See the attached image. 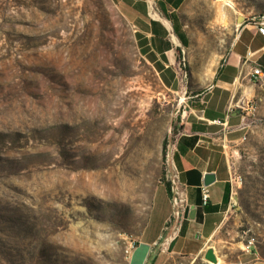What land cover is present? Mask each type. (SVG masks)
<instances>
[{
	"label": "rangeland",
	"instance_id": "374dc122",
	"mask_svg": "<svg viewBox=\"0 0 264 264\" xmlns=\"http://www.w3.org/2000/svg\"><path fill=\"white\" fill-rule=\"evenodd\" d=\"M236 4L228 14L245 24L264 13V0ZM182 16L197 68L230 48L214 0H190ZM234 100L256 110L228 146L233 206L210 247L222 264H264V78ZM180 104L116 0H0V264H130L172 184ZM167 230L147 264H211L162 252ZM146 256L141 246L134 264Z\"/></svg>",
	"mask_w": 264,
	"mask_h": 264
},
{
	"label": "crops",
	"instance_id": "0c3cea01",
	"mask_svg": "<svg viewBox=\"0 0 264 264\" xmlns=\"http://www.w3.org/2000/svg\"><path fill=\"white\" fill-rule=\"evenodd\" d=\"M116 1L137 28L143 56L160 75L164 86L179 96L183 109L171 165L173 174L186 188L187 216L179 230L172 229L170 237H165L160 250L197 256L210 248L233 206L234 179L227 150L230 144L238 145L245 139L247 123L246 113L241 110V114H234L238 108L232 106L236 104V92L247 90L252 68H264V37L257 32L253 20L238 25L237 17L229 15L235 33L230 48L226 53L218 51L215 63L209 56L199 69L196 36L182 16L190 0ZM185 68L189 72L186 79L181 78ZM198 71L201 74L197 78ZM207 173L215 174L216 179L204 186ZM204 187L209 191L206 203ZM172 209L171 197L162 184L130 264H134L133 257L141 246L147 250V256L136 264L148 263L155 245L164 233L169 234L167 224ZM158 263L155 259L153 264Z\"/></svg>",
	"mask_w": 264,
	"mask_h": 264
},
{
	"label": "built area",
	"instance_id": "2783aa9c",
	"mask_svg": "<svg viewBox=\"0 0 264 264\" xmlns=\"http://www.w3.org/2000/svg\"><path fill=\"white\" fill-rule=\"evenodd\" d=\"M253 22L256 26L257 32L264 37V16L257 15L253 18ZM184 76L187 77V74L184 73ZM264 78V68L260 65H256L252 68L250 73V79L253 82H260ZM241 107L243 112L251 113L256 110V105L251 100L247 101L245 105L234 104L232 108ZM176 142L173 144V148ZM172 160V155H171ZM172 215L170 217V223L174 232L181 228L183 221L187 216L188 203L186 199V188L180 183L176 176L172 175ZM234 181V180H233ZM209 198V191L206 187L203 188V201H206ZM135 243V242H134ZM134 247V245H132Z\"/></svg>",
	"mask_w": 264,
	"mask_h": 264
},
{
	"label": "clouds",
	"instance_id": "9594fccd",
	"mask_svg": "<svg viewBox=\"0 0 264 264\" xmlns=\"http://www.w3.org/2000/svg\"><path fill=\"white\" fill-rule=\"evenodd\" d=\"M216 6V21L222 28H227L230 24V17L227 9H236V0H214Z\"/></svg>",
	"mask_w": 264,
	"mask_h": 264
},
{
	"label": "water",
	"instance_id": "95a60500",
	"mask_svg": "<svg viewBox=\"0 0 264 264\" xmlns=\"http://www.w3.org/2000/svg\"><path fill=\"white\" fill-rule=\"evenodd\" d=\"M238 21L240 23L245 22L246 18L244 16H239ZM241 109H238L234 112V114H241ZM216 179L215 174L213 173H207L204 176V186L210 185L212 182H214ZM235 199L237 200L238 198L235 196ZM196 213V210H193L191 212V216L194 217ZM205 259L208 260L211 264H216L218 263V256L216 255L214 249L212 247L208 248L205 252Z\"/></svg>",
	"mask_w": 264,
	"mask_h": 264
},
{
	"label": "trees",
	"instance_id": "16d2710c",
	"mask_svg": "<svg viewBox=\"0 0 264 264\" xmlns=\"http://www.w3.org/2000/svg\"><path fill=\"white\" fill-rule=\"evenodd\" d=\"M182 128H183V126H181V129H182ZM177 132H178V131L176 130V133H177ZM165 186H166V188H167V191H168L170 197H172V184H171L170 182H167V183L165 184ZM154 261H155V259L153 258L152 261H151V264H153Z\"/></svg>",
	"mask_w": 264,
	"mask_h": 264
},
{
	"label": "bare ground",
	"instance_id": "6f19581e",
	"mask_svg": "<svg viewBox=\"0 0 264 264\" xmlns=\"http://www.w3.org/2000/svg\"><path fill=\"white\" fill-rule=\"evenodd\" d=\"M260 16H264V13L260 14ZM216 264H222V261L220 260V258L218 259V263Z\"/></svg>",
	"mask_w": 264,
	"mask_h": 264
}]
</instances>
